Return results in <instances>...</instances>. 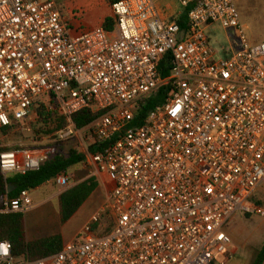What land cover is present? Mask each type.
<instances>
[{
  "label": "built area",
  "instance_id": "obj_1",
  "mask_svg": "<svg viewBox=\"0 0 264 264\" xmlns=\"http://www.w3.org/2000/svg\"><path fill=\"white\" fill-rule=\"evenodd\" d=\"M176 2L186 29L179 16L163 17L159 0H113L111 29L73 31L57 0H0V130L23 128L43 103L63 122L53 144L77 140L83 167L110 187L59 253L18 262L0 240V264H219L234 255L235 216L264 215L255 201L264 185V42L250 44L235 0ZM214 26L239 40L227 58H216ZM92 106L100 115L79 129L75 118ZM57 151H7L0 168L5 178L26 175ZM56 182L66 189L70 177ZM32 206L24 190L0 213Z\"/></svg>",
  "mask_w": 264,
  "mask_h": 264
},
{
  "label": "rangeland",
  "instance_id": "obj_2",
  "mask_svg": "<svg viewBox=\"0 0 264 264\" xmlns=\"http://www.w3.org/2000/svg\"><path fill=\"white\" fill-rule=\"evenodd\" d=\"M113 0H57L62 12L73 24V31L79 29L87 30L102 26L106 19H114L112 11ZM241 15L242 23L247 28L246 34L251 45L264 42V0H235ZM77 18V19H76ZM216 38H212V45L217 53V59L223 57L225 51L238 48L239 40L232 31H225L220 27L212 28ZM213 37V36H212ZM36 107L35 111L37 110ZM34 115L24 127H18L10 133L4 134L0 130V146L16 150L26 148L30 151L36 150L38 146L53 144V136H38L32 126ZM78 141L67 142L64 146L65 152L76 149L78 152ZM83 164L70 170L76 181L83 179ZM73 181H70L72 184ZM100 188L91 196L74 217L63 224L60 217L59 199L50 197V194H42L39 191L32 192L34 206L25 214V229L30 241L38 240L54 235H61L64 242L75 239L90 221L106 199L110 187L107 182L100 183ZM69 189V188H68ZM66 189V191L68 190ZM54 193L63 191L57 184L52 185ZM50 197V198H49ZM255 201L261 202L264 209V185L261 186ZM228 233L233 239L234 255L227 261L219 264H252L254 257L264 243V215L246 216L239 213L228 227ZM23 258H18L22 262Z\"/></svg>",
  "mask_w": 264,
  "mask_h": 264
},
{
  "label": "trees",
  "instance_id": "obj_3",
  "mask_svg": "<svg viewBox=\"0 0 264 264\" xmlns=\"http://www.w3.org/2000/svg\"><path fill=\"white\" fill-rule=\"evenodd\" d=\"M177 22L186 29L188 27L187 11L177 19ZM114 24V19H106L103 24L107 29H111ZM210 41L211 38H210ZM172 70L171 56H166L161 62L160 72L163 77H167ZM161 92L157 97L150 99L146 105H143L136 117V124L142 125L147 118L149 112L161 101ZM38 108L32 120V126L38 136H52L57 130L63 127V122L57 119L56 115L47 111L43 103L38 104ZM100 112L95 106L77 115L75 118L76 125L79 129H83L91 124ZM13 130L11 128L3 129V133L7 134ZM66 143L48 144L47 146H38L40 148L58 146V151L54 153L49 160L41 164L36 171L27 173L26 175L14 174L5 178L0 168V210L3 208L7 198L15 199L24 190L30 192L38 189L51 181H56L60 174H67L74 167L81 165L85 161V156L76 149H71L65 152L64 146ZM16 150H29L26 148H16ZM11 151L10 148L0 146V155L4 152ZM93 149V153H95ZM15 189L8 193L9 186ZM100 188L98 179L91 177L77 186L69 189L60 196V217L63 224H67L80 208L88 202L91 196ZM259 205L261 202L256 201ZM262 206V205H261ZM249 217V215H246ZM25 215L16 214H1L0 213V240L8 241L12 244V254L14 258H25L32 262H37L46 259L59 253L65 242L61 235H54L29 242L26 237ZM252 264H264V243L254 257Z\"/></svg>",
  "mask_w": 264,
  "mask_h": 264
},
{
  "label": "crops",
  "instance_id": "obj_4",
  "mask_svg": "<svg viewBox=\"0 0 264 264\" xmlns=\"http://www.w3.org/2000/svg\"><path fill=\"white\" fill-rule=\"evenodd\" d=\"M159 4H160V6H161V9H162V11H163V17L165 18V19H169V20H172L173 18L175 19V18H177V16H179V18L185 13V9H183V8H181L179 5H178V3L176 2V0H159ZM106 21V20H105ZM105 21H104V23H105ZM71 23V22H70ZM103 23V24H104ZM102 24V25H103ZM71 27L73 28V24L71 23ZM212 28L213 27H211L210 29H209V31H208V33H209V35H210V38H211V40H212V38H216V35H214V33H213V31H212ZM213 36V37H212ZM230 55V51L228 50V51H225V53H224V55H223V57H221V58H227L228 56ZM82 165V164H81ZM82 173V175L83 176H85L83 179H81V180H79V181H76V180H74L75 179V176H74V174L73 173H71V172H69V173H67V175L70 177V181H73V183L72 184H70L69 185V187H67L66 189H71V188H73V187H75V186H77L78 184H80V183H82V182H84L85 180H87V179H89V178H91V176L89 175V172L84 168V170L81 172ZM96 179H98L99 180V182L100 183H102L103 181H107L108 179H107V177H105V176H100V175H95L94 176ZM53 184H57V182L56 181H51V182H49V183H47V184H45V185H42L41 187H39L38 189H36V190H34V191H39V192H41L42 194H45V193H47V194H50V197H52V198H58V199H60V196L63 194V193H65L66 192V189L65 188H63L64 190L63 191H65V192H61V193H59L58 194V196H57V194L56 193H54V191L52 190V185ZM58 185V184H57ZM101 185V184H100ZM59 186V185H58ZM60 187V186H59ZM68 189V190H69ZM67 190V191H68ZM33 192V191H32ZM32 192H31V195H32ZM49 197V198H50ZM33 206H34V201H33ZM32 206V207H33ZM60 206V205H59ZM31 207V208H32ZM31 208L29 209V210H31ZM28 210V211H29ZM27 211V212H28ZM26 212V213H27ZM26 213H24V215L26 214ZM236 217V216H235ZM26 237H27V231H26ZM27 240L29 241V242H31L28 238H27ZM34 241V240H33ZM66 243V242H65Z\"/></svg>",
  "mask_w": 264,
  "mask_h": 264
},
{
  "label": "water",
  "instance_id": "obj_5",
  "mask_svg": "<svg viewBox=\"0 0 264 264\" xmlns=\"http://www.w3.org/2000/svg\"><path fill=\"white\" fill-rule=\"evenodd\" d=\"M15 188L13 187V186H9V188H8V193H11L13 190H14Z\"/></svg>",
  "mask_w": 264,
  "mask_h": 264
}]
</instances>
